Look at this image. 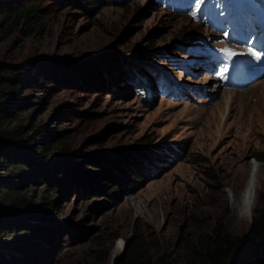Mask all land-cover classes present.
Masks as SVG:
<instances>
[{"label": "rangeland", "instance_id": "374dc122", "mask_svg": "<svg viewBox=\"0 0 264 264\" xmlns=\"http://www.w3.org/2000/svg\"><path fill=\"white\" fill-rule=\"evenodd\" d=\"M27 1L28 20L0 39V65L21 72L22 83L4 126L48 130L44 149L8 151L40 166L38 179L17 189L46 213L27 221L34 228L0 231L3 255L13 264H144L165 254L185 264V249L211 227L242 235L264 199V71L227 88L189 57L199 43L248 53L247 41L222 39L182 0H14L0 12L13 18ZM216 12L207 18L215 22ZM218 15L238 37L254 23L264 28V0H228ZM111 64L124 82L109 78ZM142 148L148 161L126 158L121 173L109 166L113 178L101 165ZM4 165L0 177L15 174L16 165ZM251 165L255 196L245 215ZM235 261L253 264L246 253Z\"/></svg>", "mask_w": 264, "mask_h": 264}, {"label": "trees", "instance_id": "16d2710c", "mask_svg": "<svg viewBox=\"0 0 264 264\" xmlns=\"http://www.w3.org/2000/svg\"><path fill=\"white\" fill-rule=\"evenodd\" d=\"M92 1L99 2L100 0ZM155 1L157 2L158 0ZM13 3L14 0H0V6L2 7L13 6ZM33 8L34 3L27 1L20 4L14 10L16 14L13 18L9 17V11L0 12V39H4L9 33L14 31L20 20L24 19V21H27L28 15L32 12ZM111 66L114 65L111 64ZM114 67V72H111L109 78L112 81H119L123 73L122 71L118 72L117 66ZM8 73L10 75L6 76ZM20 75L21 72H13L7 66L0 65V169L4 168V164L6 163L16 165L15 174L10 173L0 177V231L8 230L13 233L18 231V226L34 228V225H30L27 221L30 219H40L46 213L45 211L39 212L37 206H31L24 197L18 194L17 189L21 182L37 180V170H40V166L35 167V163L30 165L27 164L28 162L18 163L15 158H11L8 155V151L15 152L18 148L20 151L26 149V152L29 154L44 149L43 146L46 141L44 136L48 132V130L45 132L41 128L37 130L33 129L29 134H25V127L18 125L12 127L4 126V122L13 119L16 114V100L21 92L22 83L15 80L19 79L18 76ZM124 81L125 77L122 78V82ZM152 85V81L146 84L148 89ZM142 152L147 153L144 148L135 149L134 152L124 149L117 156L107 158L101 165L108 175L110 174L109 166L115 167L117 172L121 173L122 170L127 168V164L130 163L127 159H130L136 165L142 164L143 161H148L145 157L141 156ZM110 176L113 178L112 174ZM95 187L98 188L99 186L96 185ZM15 218H22L23 220L14 225L10 224V221ZM116 237L114 236L112 239ZM4 244L2 243L1 246ZM199 245L200 248L198 247ZM199 245L197 246L196 244L194 246L191 244L190 247L185 249L183 261L185 264H191V259L196 260L198 264H234L237 256L244 253L247 254V258L253 264H264V199H261V202L252 210L250 223L242 235L233 236L225 230L213 226L199 240ZM188 257L191 258L188 259ZM176 261L170 255L164 254L163 256L160 255L153 258L152 262L148 260L144 264H176ZM13 263V258L10 255H3V252L0 251V264Z\"/></svg>", "mask_w": 264, "mask_h": 264}, {"label": "bare ground", "instance_id": "6f19581e", "mask_svg": "<svg viewBox=\"0 0 264 264\" xmlns=\"http://www.w3.org/2000/svg\"><path fill=\"white\" fill-rule=\"evenodd\" d=\"M258 168L251 165L249 176L244 184V187L241 192V200H240V210L245 214L248 215L250 213L251 203L253 201V195L254 193V186H255V176H256V170ZM119 248V246H117Z\"/></svg>", "mask_w": 264, "mask_h": 264}, {"label": "snow or ice", "instance_id": "6c2138e0", "mask_svg": "<svg viewBox=\"0 0 264 264\" xmlns=\"http://www.w3.org/2000/svg\"><path fill=\"white\" fill-rule=\"evenodd\" d=\"M206 3H208V0H195V7H196V9H198V10H200V11L202 12L203 9H202L201 6H202L203 4H206ZM197 14H198L197 11H192V12H191V15H192L193 17L197 16ZM223 36H224V37H228V36H229V33H228L227 31H225V32H223ZM247 43H248L249 45H251V44L253 43V41H252L251 39H248V40H247ZM219 51H220L221 53H226L227 58L230 59V60H231L233 57H236V56H238V55H243V53H238V52H236V51L230 50L229 48H221ZM248 52H249L252 56H254L255 58H257V59L260 58L259 53H258L257 51H255L252 47H249V48H248ZM228 70H229L228 65L225 64L224 67H223V69L220 71V75L223 77V76L225 75V73L228 72Z\"/></svg>", "mask_w": 264, "mask_h": 264}]
</instances>
